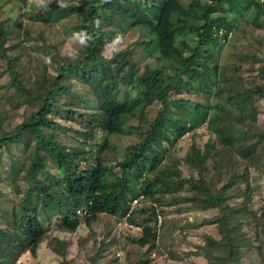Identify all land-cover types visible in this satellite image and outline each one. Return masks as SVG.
<instances>
[{"label": "trees", "instance_id": "1", "mask_svg": "<svg viewBox=\"0 0 264 264\" xmlns=\"http://www.w3.org/2000/svg\"><path fill=\"white\" fill-rule=\"evenodd\" d=\"M92 2L89 9L81 8L82 24L76 26L83 30L84 49L74 61L61 58L51 81L40 84L37 90L28 87L14 62L8 59L7 70L13 84L35 106L10 131L0 129V147L10 149V145H18L23 152L26 146L20 141L22 133H31L33 150L29 160L34 170L46 173L54 185L46 187L30 179L17 182L15 172L11 173L10 188L21 198L16 210L0 226V264L15 262L26 251L36 256L51 223L61 231L73 232L82 222L90 225L101 214H128V221L135 223L132 214L142 210L156 220L155 208L165 201L164 195L179 193L185 186L191 193L184 198L191 201L194 209L218 210L217 215L200 221L216 225L220 235H203L200 249L209 264H244L242 255L253 247L254 238L259 243L264 241V211L258 216L248 204L252 192L249 165L256 164L255 156L260 150L264 157V129L258 126L255 106L257 97L264 95V87L244 85L222 96L223 77L217 64L211 62L219 39L226 38L234 27L233 15L250 9L252 19L256 20L264 0H206L199 8L182 0H97L96 5ZM59 8L62 7L57 4L51 6L46 14ZM104 9L127 17L131 22L129 28L139 29L136 44L166 63L165 68L162 65L156 71L142 69L129 47L111 57L104 56L102 45L121 31L110 25ZM62 10L66 12L65 7ZM138 13L148 21H141ZM100 20L106 25L99 24ZM185 32L193 35L194 44L185 39L178 42L177 36ZM6 35L4 23L0 22V52L5 57ZM169 66L173 67L172 73L165 71ZM255 77L264 80V63L256 68ZM206 83L211 85L210 89ZM224 97L228 107L219 103ZM70 121H75L76 126L68 124ZM237 121L242 123L237 126ZM199 128L211 135L202 146L195 141L190 144L184 161L196 174L183 175L171 148L187 132L199 138ZM68 132L75 143L67 142ZM124 133L135 138L114 168L106 167L99 159L90 162L91 143L104 150L109 148L111 136ZM251 134L258 135L259 149L244 141ZM218 144L237 156L229 166L242 164V169L215 189L213 181L206 178L205 164L211 153L212 158L218 157L217 168L221 167ZM44 157L54 159L56 171L45 167ZM23 159L17 160L18 166L12 160L18 174ZM129 195L148 197L152 204L128 212ZM239 199L240 203H231ZM155 238V227L145 224L136 242L145 246ZM67 245L58 237L50 242L51 249L63 257ZM95 259L90 256L89 264H94ZM62 263L67 264L64 260Z\"/></svg>", "mask_w": 264, "mask_h": 264}, {"label": "rangeland", "instance_id": "2", "mask_svg": "<svg viewBox=\"0 0 264 264\" xmlns=\"http://www.w3.org/2000/svg\"><path fill=\"white\" fill-rule=\"evenodd\" d=\"M182 1L187 5L192 4L199 8L206 0ZM91 2L92 0H0V22L4 23V30L7 34L6 57L0 52L1 130L10 131L35 106L28 99L26 100L25 95L21 94L17 86L13 84L12 77L7 70L8 59L10 62H14L15 68L20 72L23 82L28 87L37 90L40 84L51 81L56 74L55 67L60 64L61 58L74 61L84 49L83 30H77L76 26L80 27L82 24L79 15L81 8L89 9ZM96 2L97 0L92 3L96 5ZM56 4L62 8L54 10L50 15L46 14V11ZM63 7L66 8V12L62 10ZM262 8L261 14L256 20L252 19L250 9L233 15V29L226 38L219 39L213 50L214 57L211 63L217 64L218 72L223 77L220 82L225 88V93L222 96L228 94V91H234L244 85L260 84L264 87V80L255 77L256 68L264 63L263 5ZM104 12L109 15L110 25L121 30L113 39H107V42L102 45L104 56L111 57L120 50L129 47L133 50V59L142 69L156 71L166 64L158 61L154 55H149L140 45L136 44L140 39L139 29L129 28L128 25L131 22L127 17L113 13L108 9H104ZM137 17L141 21H148L142 13H138ZM126 20L128 23L125 25L123 22ZM99 24L106 25V22L100 20ZM192 37L193 35L189 32L177 36L178 42L185 39L191 45L195 42ZM183 53L188 54V51L184 50ZM174 64L176 63L174 62ZM165 71L172 73L173 67L169 66ZM215 80L217 81V78ZM204 85L207 89L211 88L208 83ZM225 97L220 98L219 103L228 107V103L224 101ZM255 106L258 109V126L264 129V95L257 97ZM56 119L62 120L58 116ZM238 122L242 123L237 121V126H239ZM68 124L76 126L75 121H70ZM199 132V138L191 137L187 132L171 148L174 157L177 155V165L183 175L196 174L189 170L188 164L184 161L190 144L195 141L199 146H202L211 135L209 131L202 128L197 130V133ZM67 137L69 138L67 142H73L70 139L72 138L70 132L67 133ZM257 137L258 135L255 134L247 135L244 141L259 149ZM134 138L135 136L129 133L111 136L108 142L109 148L104 150L102 146L91 143L89 146L90 162H94L95 158L102 161L106 167L114 168L115 162L123 156L124 152H127V145L132 143ZM32 140L31 133H22L20 141L23 146H26L23 152L20 151L21 147L18 145H10V149H1L0 147V226L5 224L8 214L16 210L21 198L10 188L12 172H15L17 182L19 180L22 183L24 179H30L32 182L46 187L54 185V180L39 170L38 174L34 170L33 162L29 160V157H32ZM218 149L222 155L221 167L217 168L218 157L212 158L211 153L206 158L205 164L208 167L206 178L213 181L215 189L242 169V164L239 167L229 166L233 158L237 157L231 149L220 144H218ZM13 157H17V160L24 158L20 174L17 172L18 162L13 160ZM255 157L256 164H250L248 169L252 186L251 199L248 204L251 210L260 216L264 211V157L261 150ZM12 160L16 161L15 165L17 166L12 165ZM53 160L51 157L43 158L45 167L52 172L58 168ZM22 171L24 175H22ZM35 173L36 177H32ZM190 193L191 191L186 186L179 193H166L165 201L155 208L156 220L152 217L148 218L147 210H142L132 214L135 223L128 221V214L124 216L101 214L90 225L82 222L73 232L61 231L51 223L48 226L45 239L38 245L36 256H32L26 251L15 262L8 264H63L62 260L67 264H89L90 256H95L94 264H209L200 249L203 235L210 234L215 238H219L220 235L216 225L200 224V221L202 218L217 215L218 210L215 208L194 209L191 206V201L184 198L190 196ZM128 200L130 207L128 212L133 208H147L152 204L148 197L142 195L137 197L129 195ZM241 200H232L231 203L237 204ZM31 201L32 203L35 201L33 195ZM145 224L155 227L156 238L152 244L140 246L136 239L141 236ZM250 235H253V232ZM57 237L68 244L65 257L57 254L50 247L51 240ZM259 237L263 238V235L260 234ZM258 243L255 237L253 247L242 255L245 256L244 264H264V241Z\"/></svg>", "mask_w": 264, "mask_h": 264}, {"label": "built area", "instance_id": "3", "mask_svg": "<svg viewBox=\"0 0 264 264\" xmlns=\"http://www.w3.org/2000/svg\"><path fill=\"white\" fill-rule=\"evenodd\" d=\"M134 202H136L137 200H133Z\"/></svg>", "mask_w": 264, "mask_h": 264}]
</instances>
